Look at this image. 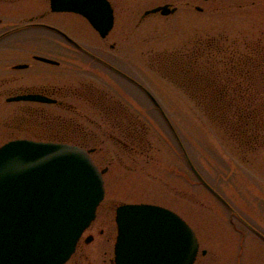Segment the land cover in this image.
<instances>
[{"label": "rangeland", "instance_id": "obj_1", "mask_svg": "<svg viewBox=\"0 0 264 264\" xmlns=\"http://www.w3.org/2000/svg\"><path fill=\"white\" fill-rule=\"evenodd\" d=\"M109 1L115 11V24L106 38H101L86 21L68 16L70 26L67 30L94 54L148 87L182 136L201 174L238 215L264 232V129L258 143L250 146L233 137L231 129L206 116L202 108H197L179 76V65L185 61L178 55V51L187 52L197 43L204 49L206 42L211 41L214 44L211 54L216 56L211 57V63L216 73L222 71L218 59L221 53L214 50L220 44H224L228 53L264 62V0ZM165 4L177 7V12L169 16L153 14L144 17L147 10ZM37 34L35 47L28 43L20 49L19 45L16 46L17 36L0 44V80L6 74L25 76L23 82L6 84L10 87L9 93L24 83L52 85L71 81L79 85L86 82L105 92L100 97L94 96L96 99L107 103L108 95H113L115 101L122 107H131L137 118L149 127L146 131L148 155L132 156L127 152L119 160L120 148L109 140L102 146H81L91 151L92 159L104 171L106 196L99 205L102 206L101 214H108L112 220L116 206L156 204L180 213L204 244L214 241L223 249L230 235L240 234L233 230L229 222L231 214L223 207L225 205L190 171L172 132L141 91L83 53L58 45L48 34ZM27 42L30 40L26 39ZM32 55L51 58L60 66L35 62L39 67L34 70L35 80L28 78L34 75L30 71L10 69L11 65L25 62ZM203 55L202 60H205L207 51ZM1 85L0 82V91L5 90ZM9 95L0 96V146L19 138L56 139L62 141L54 142L64 143H69L65 142L68 139L79 141L80 138L64 129L60 121H52L66 116L77 118L89 132L104 136L103 130L86 120L92 117L104 125L102 114L96 110L82 117L53 105L7 102ZM62 101L85 109L92 105L90 102L94 103V98L85 96ZM103 128L110 130L106 125ZM236 224L243 234L248 235L249 242L255 240L252 232L240 223ZM112 249V240L95 236L90 244H83L66 264H106L105 259L110 258Z\"/></svg>", "mask_w": 264, "mask_h": 264}, {"label": "water", "instance_id": "obj_2", "mask_svg": "<svg viewBox=\"0 0 264 264\" xmlns=\"http://www.w3.org/2000/svg\"><path fill=\"white\" fill-rule=\"evenodd\" d=\"M52 6L57 11L82 14L102 37L114 27V10L108 0H52ZM177 10L165 4L147 10L144 17L169 16ZM94 57L146 93L169 124L191 171L236 213L196 168L154 95L124 71ZM36 59L58 64L45 57ZM7 101L56 102L39 94ZM90 152L69 144L29 139L13 140L0 147V264H65L70 259L105 198L104 171L95 165ZM117 212V264H194L199 249L196 234L175 212L152 204H126Z\"/></svg>", "mask_w": 264, "mask_h": 264}, {"label": "flooded vegetation", "instance_id": "obj_3", "mask_svg": "<svg viewBox=\"0 0 264 264\" xmlns=\"http://www.w3.org/2000/svg\"><path fill=\"white\" fill-rule=\"evenodd\" d=\"M51 1L52 0H0V44L5 40L7 41L12 37L17 36L16 39L18 44H16V46L19 45L20 49H24L26 44L35 47L37 45L35 34L38 36L37 33H45L50 35L53 41L58 45L68 46L79 53H83L92 60L100 62L94 57V55L97 56V54L92 53L89 48L73 37L67 30L70 26V21L66 18L67 16L86 21V23L89 24L86 18L72 12L54 11L52 9ZM27 35L33 37L26 38ZM26 39L30 40V42L25 43ZM5 44L7 45V43H4V45ZM88 51L90 53H88ZM37 56L39 55H32L31 58L25 62L13 64L10 66V69L12 71H30L34 73V70L39 68L35 62L50 66L52 65L37 60ZM20 65H24V67L18 69L17 66ZM52 66L59 67L60 63ZM24 77V75L20 74L11 76L6 74L5 76H2L0 82L5 90L0 91V96L11 94L9 97H15L20 95L41 94L56 99L57 102L54 103L53 106H57L59 109L68 111V113L82 117L83 115L89 116L88 112L96 110L97 113L102 114L103 123L109 127L110 130L103 128L104 125L94 118L87 117L86 120L89 124L96 125L97 128L103 130L105 137L102 135L98 136L94 131L89 132L86 126L80 122L78 123L76 121L77 118L71 116L67 123L70 124L71 122L73 123V121L77 123V125L71 124L73 126L71 132L73 135L80 138L79 141L76 140V145L102 146L109 140L115 142L120 148L121 155H117L119 160H122L121 156L125 155L127 152L133 154L132 156L148 155L150 148L147 145L146 139L143 138L146 137V131L149 127L137 118L136 113L131 107H122L117 101H115L113 95H108V102L105 103L103 100L94 97L104 95V91L86 82H80L79 85H74L71 81L52 85L24 83L19 86V89H12V92L9 93L10 87L8 88L6 84L19 81L23 82L22 79H24ZM34 77H37L35 73L28 78L35 80ZM123 78L127 82V78ZM85 96L94 98V103L90 102L92 105L87 106L85 109H80L72 103L62 101V99L65 98L75 99L83 98ZM96 103L98 105H96ZM154 109L158 110L156 108ZM118 207L119 206L115 207L114 217L111 220L108 214H101L102 206H99L95 220L82 235L72 257L79 252L83 244L88 245L94 240L95 236H99L107 241L112 240L113 249L111 256L109 259H105V262L106 264H116L114 249L118 236V227L116 224V211ZM223 207L231 214L229 222L233 230L240 234L230 235L225 241L223 249L221 245L214 241H209V243L204 244L197 236L199 250L194 264H264V232L260 228L254 226V224H251L247 219H244V217H239L237 213H234V211L230 209V206ZM176 214L181 216L178 212H176ZM236 222L240 223L246 230L252 232L255 240L249 242L247 240L248 235L243 234V230L237 226Z\"/></svg>", "mask_w": 264, "mask_h": 264}, {"label": "trees", "instance_id": "obj_4", "mask_svg": "<svg viewBox=\"0 0 264 264\" xmlns=\"http://www.w3.org/2000/svg\"><path fill=\"white\" fill-rule=\"evenodd\" d=\"M201 46L197 43L187 52L178 51L180 58L185 61L181 62L182 66L179 65V76L185 88L192 100L197 103V108H202L206 116L231 129L232 136L238 138L241 143L256 145L261 138V130L264 129V62L250 56L228 53L224 44L215 45L214 50L221 53L218 59L222 64V71L216 73L214 64L211 63V57L214 56L211 54L213 42H206L205 51ZM206 51L207 57L202 60ZM258 91L261 94L256 93ZM66 117L53 118L52 121L57 119L64 129L71 130L73 127L71 124L77 123L75 121L67 123L71 116ZM43 119L46 120L45 117ZM76 121L79 123V120ZM65 142L76 144V140L72 139Z\"/></svg>", "mask_w": 264, "mask_h": 264}]
</instances>
